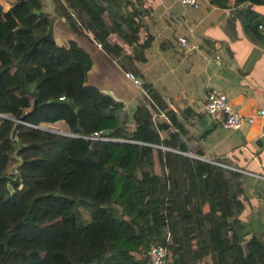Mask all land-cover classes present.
Listing matches in <instances>:
<instances>
[{"label":"trees","instance_id":"trees-1","mask_svg":"<svg viewBox=\"0 0 264 264\" xmlns=\"http://www.w3.org/2000/svg\"><path fill=\"white\" fill-rule=\"evenodd\" d=\"M51 1L55 16L74 30H88L122 70L141 75L135 63L148 60L153 39L141 0ZM242 1L235 17L253 34V3L260 0ZM40 9V0H0V113L19 119L35 103L24 121L61 119L70 132L100 130L121 142L58 136L50 143L53 134L20 124L10 138L14 122L0 119V176L17 162L15 144L22 145L18 184L8 191L0 180V264H139L136 256L145 263L151 244L167 247L168 264H264V232H245L239 218V173L149 145L159 128L168 127L153 126L142 104L132 113V130L117 123L122 103L86 84L89 55L71 41L41 39L51 18ZM112 34L125 48L108 41ZM59 97L64 102H54ZM163 111L175 124L170 111ZM168 134L173 144L174 133ZM197 142L190 140V151L200 156ZM66 170L71 173L62 190Z\"/></svg>","mask_w":264,"mask_h":264},{"label":"crops","instance_id":"crops-1","mask_svg":"<svg viewBox=\"0 0 264 264\" xmlns=\"http://www.w3.org/2000/svg\"><path fill=\"white\" fill-rule=\"evenodd\" d=\"M141 1L147 10L142 20L153 32L148 60L135 63L141 73L136 77L146 86L141 89L126 78L116 60L102 52L88 30H74L62 17L55 16L51 0H40L39 14L55 18L52 38L56 43L71 41L89 55L86 84L110 91L114 100L122 103L116 113L117 123L133 127L131 116L135 108L142 104L149 110L152 100L163 113L164 109L169 110L175 120V124L169 122L165 113L164 117L150 118L153 126L163 123L168 127L158 129L156 144L185 156H197L190 151L189 142L198 139L199 157L250 173L225 168L239 173L243 184L240 220H250L252 230L248 233L264 232V179L257 177L264 176V112L258 113L264 111V0L253 3L258 17L253 34L245 32L235 17L237 9L245 4L242 0H200L196 11L179 5L177 0ZM139 36L145 37L143 32ZM177 37L185 39V46L177 42ZM110 38V43L115 40L125 48L117 37ZM124 50L128 56L131 54V47ZM14 53L17 60L19 55ZM111 62L114 75L110 72ZM209 89L225 94L233 110L243 117L237 129H223L203 113L202 103ZM247 116H253L252 122H246ZM39 126L50 130L42 131L55 135L54 139L61 137L59 132L69 131L61 119L40 121ZM169 132L174 133L173 144ZM179 147L184 150L179 151ZM243 229L247 232L244 224Z\"/></svg>","mask_w":264,"mask_h":264},{"label":"built area","instance_id":"built-area-1","mask_svg":"<svg viewBox=\"0 0 264 264\" xmlns=\"http://www.w3.org/2000/svg\"><path fill=\"white\" fill-rule=\"evenodd\" d=\"M177 1H178L179 5L186 7V8H190L193 11H196L201 6L200 0H177ZM258 27H260V26L258 25ZM177 42L181 46H185V44H186L185 39L182 37H177ZM125 76L129 81H131V83L134 86H136L138 89H141L142 81L140 79H138L134 75L133 72L127 71L125 73ZM58 99L63 100V97H59ZM149 110L151 113L150 114L151 119H154L155 116H163L164 117V113L152 101H150ZM202 111L205 115H207L209 117V119L214 124H217V125L221 126V128L226 129V130L237 129L243 121V117L240 114L236 113L233 110L231 104H229L227 102V98H226L225 94H223L219 91H216L215 89H209L205 92L203 103H202ZM263 112H264L263 110H259L258 113H259V115H262ZM2 116H3V114L0 113V117H2ZM11 119L13 121H15L14 118H11ZM245 120H246V122L250 123L253 120V116H247L245 118ZM17 123L20 124L21 126H23L24 128H37L40 130L50 131V130H47L46 127L39 126V124L35 125L32 123L26 122L24 120L23 121H17ZM59 134L64 138H83V139H88V140L121 142V140L118 138H111V137H107V136L102 135L100 130L94 131L88 135L70 132V131L59 132ZM149 145L155 147L156 149H159L160 151L170 150V149L166 148L165 146H161V145L156 144V143L155 144H149ZM170 151L178 153L177 150H170ZM191 157L206 161L208 163H211V164L223 167V168L233 169L236 171H240L243 173L250 174V173L243 171V170L231 168L222 162L214 161L212 159L203 158V157H199V156H191ZM257 177L264 179V176H261V175H258ZM145 254H146V262L142 263V264H168L167 247L163 244H151V245H149Z\"/></svg>","mask_w":264,"mask_h":264},{"label":"water","instance_id":"water-1","mask_svg":"<svg viewBox=\"0 0 264 264\" xmlns=\"http://www.w3.org/2000/svg\"><path fill=\"white\" fill-rule=\"evenodd\" d=\"M54 23H55V18H52L49 23L46 25L45 27V30L44 32L42 33L41 35V39L42 38H51L52 35H53V27H54ZM38 44V41H35L33 43V45L31 46V48L28 50V53H31L34 48L36 47V45ZM19 58L17 60H15L14 64L17 65L19 64ZM21 85V84H20ZM102 93L110 96L111 98L115 99L114 96L112 95V93L108 90H100ZM36 93H32V96H35ZM54 102H64V100L62 99H57V100H54ZM68 105L72 108V109H75V106L73 104V102H68ZM35 110V103H33V106L32 108L26 113V114H30L32 113L33 111ZM26 114H23V116H21L19 119H14L15 123L10 131V138H14V134L17 130V121H23V118L25 117ZM3 118H6V119H9V120H12L11 118L9 117H6V116H3ZM22 145L20 143H16L15 144V148L12 152V157L17 161L16 164H14L13 166H11L5 175H2L0 176V180H4L6 181V188L8 191H12V188L14 185L18 184L19 182V173L17 171V168H19L22 164V159L17 156V151L19 148H21ZM86 157L87 158H90L91 157V150H87L86 152Z\"/></svg>","mask_w":264,"mask_h":264},{"label":"rangeland","instance_id":"rangeland-1","mask_svg":"<svg viewBox=\"0 0 264 264\" xmlns=\"http://www.w3.org/2000/svg\"><path fill=\"white\" fill-rule=\"evenodd\" d=\"M51 17H52V15H51ZM79 23H80V21H79ZM78 29H80V31H81V30L84 31V28H82V27H79ZM114 37H116V35H115V34H112V38H114ZM102 52L105 53L104 51H102ZM11 54H12V57H13V58H16V56H17L16 53L12 52ZM110 72H111L112 75L115 74V73H114V68H113V66H112V62H111V70H110ZM128 87H129V86H128ZM3 116H6V117H9V118H12V117H10L8 114H3ZM3 116L0 117V119H2ZM12 121H13V120H12ZM13 122H14V121H13ZM125 126H126V125H125ZM127 127H128L129 130H132V128H133L132 126H127ZM54 137H55V135L51 136L47 141L50 142V143H56L57 140L54 139ZM61 137H62V136H61ZM186 156H187V157H191V156H189V155H186ZM191 158H194V157H191ZM214 161H216V160H214ZM159 165H160V170H161V174H160V184H161V187H162V185H163V180H164V177H165V169H164V164L162 163L161 157H160V163H159ZM70 173H71V171H67V170L64 172V175H63L64 183L62 184V190L66 187V182H67V179L69 178ZM243 220L245 221V223H243V224H244V227L246 226L247 232H249L250 229H251V227H250V220L248 219V217H243ZM254 221L256 222V216L253 214V216H252V223H255ZM251 230H252V229H251ZM136 250H137V249H133V250L130 251V253L133 254V255H135ZM145 253H146V252H145ZM254 255H255V253H254ZM207 264H211V263L209 262V263H207Z\"/></svg>","mask_w":264,"mask_h":264}]
</instances>
